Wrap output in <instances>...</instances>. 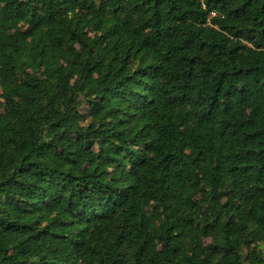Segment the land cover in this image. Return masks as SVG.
<instances>
[{
	"label": "trees",
	"instance_id": "1",
	"mask_svg": "<svg viewBox=\"0 0 264 264\" xmlns=\"http://www.w3.org/2000/svg\"><path fill=\"white\" fill-rule=\"evenodd\" d=\"M203 3L0 0V264H264V0Z\"/></svg>",
	"mask_w": 264,
	"mask_h": 264
},
{
	"label": "built area",
	"instance_id": "2",
	"mask_svg": "<svg viewBox=\"0 0 264 264\" xmlns=\"http://www.w3.org/2000/svg\"><path fill=\"white\" fill-rule=\"evenodd\" d=\"M200 1H201V4H202V7L205 8V5H204V3H203V0H200ZM214 15H215V13H211L209 16H210V18H211V17H213Z\"/></svg>",
	"mask_w": 264,
	"mask_h": 264
}]
</instances>
